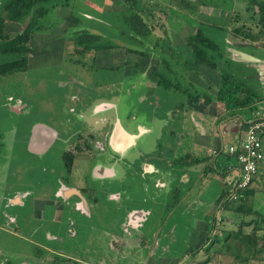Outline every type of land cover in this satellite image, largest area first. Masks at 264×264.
<instances>
[{"label": "rangeland", "instance_id": "374dc122", "mask_svg": "<svg viewBox=\"0 0 264 264\" xmlns=\"http://www.w3.org/2000/svg\"><path fill=\"white\" fill-rule=\"evenodd\" d=\"M10 1L0 0L1 18H6L3 6ZM53 5L52 8L46 6L50 10L49 14L41 21L40 29L32 34L31 42L34 43L32 45L29 43L31 54L28 57L27 69L0 77V171L8 169L7 166L11 170L31 167L34 174L46 168L57 174L61 172L63 175V166H67L66 163L70 168L73 164L76 165L78 186L84 191H88L86 187L89 188L92 194L95 190L102 204L100 208L94 209V212L91 211L95 217L90 215L84 221L75 213L67 220L68 223H74L70 227L76 231L77 236L72 238L66 235V240L60 245L62 244L66 253L76 254L79 260L87 257L94 264H235L230 258L219 255H213L207 261L203 247L197 254L189 252L202 246L204 242L210 243L207 241L209 234L221 236L222 230H235L240 221L232 213L219 209L217 200L222 193L233 188L232 182L235 180L236 163L228 156V145L236 144L245 138L247 126L242 124L240 117L227 115L219 103L213 102L207 106L200 100L197 105L207 114L214 113V116L218 117L217 123L220 122L216 123L218 126L215 129L216 136L211 137L213 139H208L203 144L197 143L198 140L196 141L193 134L197 135L198 129L189 117V113L193 114L190 110L173 111L168 121H162L164 125L161 141L156 145L158 151L156 157L163 169L161 182L166 184V187H161V191L155 193L153 188L147 187L140 178L138 163L121 161L118 151L110 148L111 152L107 155L108 159L111 157L107 160L111 163L110 168H117L119 171L131 168L128 171H135V174L111 180L109 193L118 192L120 201H109L106 195L100 194L98 183L85 181V174L91 171L92 164H96L98 168L99 160H103L104 156L102 140L95 143V137L105 135L106 138L107 133L100 130L101 127L89 125L91 122L85 123L81 116L78 119V114L85 109L92 112L94 104L90 102L92 99L90 95L94 96L98 88L100 93H105V101H113L116 105L117 118L123 126L129 127V130L136 124L150 126L151 120L148 121V118L155 113V105L152 102L141 105L138 103L142 92L139 82H143V79L138 77L143 76L144 71L141 69L146 67L145 64L139 63V60L145 56L131 54L122 47L112 49L111 59L109 51L104 52L109 53L105 57L101 52H82L81 48L74 47L75 33L84 30L102 34L104 43L107 40L118 44L127 43L126 37L122 40L124 42L119 40L121 31L130 33L127 31L129 27L121 20L122 14L129 13L121 0H54ZM249 6L250 0H137L140 16L152 31L148 37L142 41L140 39L141 43L138 44L140 49L133 47L143 53L147 51L150 58L158 62H161L160 46L166 49L169 45L184 57L189 50L186 38L195 32L198 24H203V27H212L210 31L204 29L206 35L216 44L223 47L227 42V58L232 60L235 55L233 51H238L264 62V39L260 38L254 43L243 38L246 33L257 34L261 28L260 24H257L259 22L257 7ZM68 26L70 27L67 28ZM5 28L7 33L15 35L23 27L6 20ZM236 29H241L243 35H234ZM120 56L124 57L118 62ZM11 59L14 57L1 56L0 63ZM125 62L129 63L126 65ZM238 66L243 67L245 78L248 76L247 68L251 70L257 68L258 71L260 69L255 64L235 61L228 70L231 73H240ZM153 67L156 70L157 62ZM171 67L176 70V74L181 75L180 71L183 69H180V65L176 68ZM194 68L195 73L188 74L193 84L215 94L219 73L202 66ZM259 72L254 80H250V85L264 95V72ZM172 77L170 75V78ZM150 81L152 84L148 85V82L146 84L154 89L153 83L156 78L152 79L153 82ZM109 83L112 84L111 91L108 89L104 91ZM160 90L164 92L169 104L181 105V102H185L180 94L167 92L163 88ZM150 94L151 92L145 94V100ZM71 96H74L72 100ZM89 102L91 105H88ZM261 103L258 105L261 111L258 115L260 118L264 117V101ZM190 104L185 102V106ZM70 108L73 112L69 110ZM112 113L108 110L105 116L110 117ZM157 115L167 117L165 113L162 115V111ZM242 115L248 116L243 112ZM41 123L51 126L62 137L68 135L70 131L74 133V140L65 153L66 156H71L70 160L64 161L59 157L61 143H57L41 162L29 158L33 156L26 152L25 143L30 130ZM219 136L222 137V142ZM152 138L153 134L144 137L139 149L150 151ZM262 142L264 146V138ZM197 146L202 147L196 150ZM209 148L220 152L218 169L209 170L212 160L192 166L174 165L179 159L186 158V162L189 163L194 159L205 158L206 154H211L212 159L214 151L207 153ZM96 151L102 155L99 153L96 155ZM173 170L188 177L189 181L180 183L177 181L178 184L174 186L175 176L171 173ZM225 171L223 176L222 173ZM263 171L260 169L259 173ZM56 176V174L44 176L43 185H57ZM34 178L39 181L41 177ZM25 180V177L23 179L17 177L12 182L23 187ZM252 188L256 191L251 202L256 209L264 211V177ZM153 193L159 195L160 201H155ZM132 209L151 212L147 218L148 222L143 227L135 228L125 223L126 211ZM215 218L216 222L211 230ZM67 228L66 223V230ZM93 228L95 232L92 231ZM250 229L245 228V232L248 233ZM100 232L103 234L99 235ZM2 238L0 246L3 247ZM71 246L75 247L72 249L75 252H69L68 248ZM16 248L21 252L29 251L30 254L33 253L30 251H35L32 247ZM217 248L218 244L213 245L210 251L213 252ZM258 257L261 259L252 260L248 264H264V252ZM22 260L24 258L20 259ZM62 262L73 264L71 260L56 264H63Z\"/></svg>", "mask_w": 264, "mask_h": 264}, {"label": "crops", "instance_id": "0c3cea01", "mask_svg": "<svg viewBox=\"0 0 264 264\" xmlns=\"http://www.w3.org/2000/svg\"><path fill=\"white\" fill-rule=\"evenodd\" d=\"M15 25L21 26L20 24ZM67 28H69V26ZM149 29L152 31L151 28ZM32 43H34V41L31 42V45ZM108 51L110 53L113 50L110 49L107 50V52ZM99 52L103 53L105 57L109 54L104 53L105 51ZM120 53H122V51ZM109 56L112 59L113 54L110 53ZM123 57L120 56L117 61H121ZM155 62H157L156 70L153 67ZM125 63L127 65L129 62ZM139 63L145 64L146 67L141 69V71H144L143 76L139 75L138 77L143 79V82H139V85L141 84L142 92L139 95L138 103L141 105L152 102L156 108L153 116L148 118V121L151 120L149 122L150 126L136 124L131 130H129V127L123 126L122 123H120L121 121L119 118H117L116 105L113 101H105V93H100L98 88H96L97 92L94 96L90 95V97H92L90 102L94 104L92 112L90 113V109H85L78 114V119H80L81 116L85 123L91 122L89 125H92L93 127H101L100 130H104L109 137V139L108 137L105 138V135L95 137V143L98 140H102L104 156L102 158L103 160H99L100 166L98 168L96 164H92L91 171L85 174V181L98 183L97 185L99 186L100 194L103 193L108 197V200L112 202L120 201V196L118 195V192L109 193L111 180L115 177H128L129 175L135 174V171H128V169L131 168H126L125 170L121 169L120 171L117 168H110L111 163H108L107 160H110L111 157L108 159L107 155L111 152V149H114L116 152L118 151L117 153L121 161L124 160L129 163L134 162V164L138 163L140 178H142L147 187H152L153 191L158 194V192L161 191V187H166V184L161 182L163 169L160 167V160L156 157V155L158 156L156 145L161 141L160 137L162 136V127L164 125V122L162 121H168L167 119H169L173 111L190 110L193 115H190L189 113V117L198 129V134H193L195 136L193 137L196 141L198 140L197 143L199 142L202 144L208 139H213L211 138L212 135L214 137L216 136L215 129L220 122L217 123L216 119H218V117L216 118L214 113L212 115L205 113L203 108H200L199 105L190 104L189 106H185L186 101L183 102V105H178V103L169 104V100L166 98L164 92L160 90L161 88L156 86V81L153 83L154 89H151V87L148 86L149 84H152L149 83V81L151 80L150 82H153L152 79L154 78L155 73L159 71L160 62L152 57L145 56L142 60H139ZM254 64L260 67L259 71L264 72V62L262 60ZM255 71L257 73L259 72L257 68ZM187 78V80L193 82L192 78H189V76ZM146 82H148V85ZM111 85L112 84L109 83L104 91H107V89L111 91ZM147 92H151V94L147 97L146 101L145 94ZM73 98L74 96H71L70 100ZM90 102L88 105H91ZM200 109H202L201 112ZM69 110L72 111L73 109L70 108ZM108 110L113 112L110 117L105 116V113ZM161 111L162 115L165 113L167 117L158 116L157 113H161ZM30 131L29 137L25 143L26 152L33 156L29 157L30 159H36L39 162L47 156L49 151H51L57 143H61L58 152L59 157L63 160V154L69 150V145L74 140V133L71 131L68 135L62 137L51 126L42 123L34 126ZM152 134L153 138L150 145L152 146V149L148 152L144 150L141 151L139 145L143 138L149 137ZM220 138L222 142V137ZM199 147L202 146H197L196 150H199ZM211 151L214 150H211L210 148L207 149V153H211ZM97 153L102 155L99 151H96V155ZM210 155L211 154H206L202 161L212 160V163L215 161L218 162L216 155H214L212 159H210ZM116 166L117 164L115 167ZM7 168L8 169L6 170L4 169L0 171V238L3 237L2 240L4 243L3 247L0 246V264H56L64 260H71L73 264H94L93 262H90L91 260L87 257L79 260L76 254L66 253L62 244L60 245L61 242L66 240V235L72 238L77 236L76 231L70 227L73 226L74 223H68L67 221L73 216L72 214L75 215V213H77L83 218V220H86L90 215L95 217L91 211L94 212V209L102 206L99 201L100 198L96 196L97 193L95 190L92 194L89 188L86 187L85 189H88V191H84L78 186L79 176L75 171L77 170L76 165L73 164L69 172L63 166L64 176L61 172L57 174L55 171H49L46 168L40 169L38 174H34L31 167L24 170H11L8 166ZM171 173L175 176L173 180L174 186L178 184L177 181H179V183L189 181L188 177L184 176L182 173H178L175 170ZM48 174L57 175V185H43L42 179ZM36 176L41 177L39 181L35 180L34 177ZM17 177H21V179L24 177L26 178L27 182L25 180V185L23 187L12 182V180ZM183 178H185V181H183ZM184 185L186 184H181V186ZM155 193H153L152 196L155 201L158 202L160 201L158 197L159 195L157 196ZM126 212L125 223H128L135 228L138 226L143 227L148 222V216L151 215V212L143 211L142 209H132L127 210ZM65 213L67 214L65 215ZM78 220L80 221L79 218ZM66 223L68 224L67 230ZM92 231L95 232V228H93ZM102 234L103 232L99 233V235ZM16 247H32L36 252L30 251L33 252L32 254H30L29 251L21 252L18 251ZM68 249L69 252H75L72 250L75 249L74 246H71ZM21 258H24V260L20 261ZM62 263L66 264L64 262Z\"/></svg>", "mask_w": 264, "mask_h": 264}, {"label": "trees", "instance_id": "16d2710c", "mask_svg": "<svg viewBox=\"0 0 264 264\" xmlns=\"http://www.w3.org/2000/svg\"><path fill=\"white\" fill-rule=\"evenodd\" d=\"M121 1L125 5V10L129 11L128 14H122L121 20L129 27L127 31H130V33L121 31L119 40L124 42L122 40L126 37L127 43L118 44L112 40H107L104 43L102 34L84 30L75 33L73 40L76 49L81 48L82 52H99L124 47L131 54L150 57L147 51L143 53L139 50L140 45L138 44L148 37L151 31L140 16L137 9V0ZM53 2L54 0H11L4 4L3 11L6 13V18L0 17V57L13 56L14 59L0 63V77L23 72L27 69L28 57L31 54L30 39L32 34L40 29L41 21L49 14L50 10L48 7H54ZM250 6L257 7L259 13V22L257 24H260L259 27L261 28L257 34L246 33L243 38L257 43L260 38L264 39V0H250ZM5 19L12 23L20 24L23 27L22 30L15 35L8 34L5 28ZM202 25L198 24L195 32L186 38V46L189 50L187 54H184V57L169 45H167L166 49L160 46L161 62L159 71L154 76L156 78V86L166 91L174 92L177 95L180 94L185 101L192 105H197L200 100H203L205 105L217 102L227 115L240 117L242 124L246 126L250 122H264V117L260 118L258 116L261 112L258 105L264 101V95L250 85V80H254L257 77V72L246 67L248 76L245 78L242 71L243 67L238 66L240 73H231L228 67L231 64H235V62L226 56L227 42L225 43L226 46L223 47L216 44L212 38L206 35L204 29L207 28V31H210L212 27H203ZM233 34L243 35V31L236 29ZM178 65L181 66L180 69H183L180 71L181 75L176 74V70L171 67L174 66L176 68ZM194 66H202L205 69L219 73V83L215 94L208 93L187 80L188 74L195 73ZM170 75L173 77L170 78ZM181 104L183 105V102ZM242 112L248 116H243ZM261 138H264V128ZM219 155L220 152H217V160ZM229 157L234 160L233 157ZM64 159L70 160L71 156H66L65 154ZM202 160L203 158H198L187 163L186 158H183L175 161L174 165L177 167L192 166L201 163ZM69 167L67 166L68 170L70 169ZM213 168L218 169L216 161L209 166V170H214ZM262 169L264 170V162L262 163ZM209 170L207 169V171ZM225 173L226 171L222 175L224 176ZM262 177H264V171L263 173L258 172L245 188H231L219 196L217 200L219 209L228 211L235 218H239L240 221L236 229L222 230L221 236L209 234L207 241H210V243L204 242L197 249H191L192 251L189 254H197L199 249L203 247L207 255V261L213 255L228 257L235 264H248L252 260L261 259L258 256L264 252V211L256 209L251 200L255 194L254 191H256L252 186ZM215 222L216 218L213 220L211 230H213ZM245 228L251 229L246 233ZM217 244L219 248L211 252L212 246Z\"/></svg>", "mask_w": 264, "mask_h": 264}, {"label": "built area", "instance_id": "2783aa9c", "mask_svg": "<svg viewBox=\"0 0 264 264\" xmlns=\"http://www.w3.org/2000/svg\"><path fill=\"white\" fill-rule=\"evenodd\" d=\"M259 115V114H258ZM264 122H250L247 125L245 138L236 144L228 145L227 153L236 163L234 189H242L262 169L264 146L261 138Z\"/></svg>", "mask_w": 264, "mask_h": 264}, {"label": "water", "instance_id": "95a60500", "mask_svg": "<svg viewBox=\"0 0 264 264\" xmlns=\"http://www.w3.org/2000/svg\"><path fill=\"white\" fill-rule=\"evenodd\" d=\"M235 53V55L233 56L232 58V61H236V62H239V63H250V64H254V63H258V60L249 56V55H246L242 52H238V51H233Z\"/></svg>", "mask_w": 264, "mask_h": 264}, {"label": "flooded vegetation", "instance_id": "af4514ba", "mask_svg": "<svg viewBox=\"0 0 264 264\" xmlns=\"http://www.w3.org/2000/svg\"><path fill=\"white\" fill-rule=\"evenodd\" d=\"M21 30H22V29H21ZM74 47H75V46H74ZM0 140H1V138H0ZM0 144H1V143H0ZM0 146H1V145H0ZM65 153H67V152H65ZM65 153L63 154V160H64V161H65V159H64ZM216 153H217V152H214V155H216ZM66 165H67V166H70V165H68V164H66ZM67 166H65V168H66V170L69 172V171L71 170L72 167H71V168L69 167L70 169L68 170V169H67ZM132 214H134V213H132ZM9 264H10V263H9Z\"/></svg>", "mask_w": 264, "mask_h": 264}]
</instances>
